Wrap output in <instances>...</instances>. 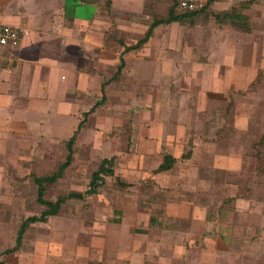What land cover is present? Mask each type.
<instances>
[{"label":"rangeland","instance_id":"1","mask_svg":"<svg viewBox=\"0 0 264 264\" xmlns=\"http://www.w3.org/2000/svg\"><path fill=\"white\" fill-rule=\"evenodd\" d=\"M175 1L146 0V10L151 19L163 18ZM217 1L207 13L169 25V44L161 45L158 34L138 50L146 52L129 63L121 79L107 86L105 105L90 115L79 132L74 163L63 179L48 187L47 197L55 200L71 190H86L104 157H117L116 175L106 177L98 194L68 201L62 213L29 228L23 246L28 264H212L206 237L190 233L187 220L179 219L178 228L168 234L152 229L153 208L159 211L155 217L174 221L162 213L172 195L151 178L129 177L128 168L139 161L151 170L170 151L180 156L192 150L202 129L220 142L234 138L236 128L246 130L235 139L250 140L252 167H259L264 154L259 147L264 145V6L254 3L242 9L243 0ZM238 11L249 13L250 32L230 24ZM114 49L122 51V47ZM148 60L155 68L154 85H148ZM233 65H244L245 77H255L243 93L229 86ZM98 68L104 79L116 71ZM132 75L138 79L132 80ZM100 96L86 92V110ZM6 147V156L0 157V196L8 198H0V226L5 221L16 231L24 218L41 211L34 201L32 176L54 171L67 150L62 139L40 142L36 137L12 138ZM194 159V155L187 161L179 158L176 172L164 183L180 181L176 177L190 173ZM123 175L135 182L131 189L116 185L117 176L129 181ZM250 263L264 264V259L256 263L251 258Z\"/></svg>","mask_w":264,"mask_h":264},{"label":"crops","instance_id":"2","mask_svg":"<svg viewBox=\"0 0 264 264\" xmlns=\"http://www.w3.org/2000/svg\"><path fill=\"white\" fill-rule=\"evenodd\" d=\"M218 2L213 1L207 10L214 3L216 7ZM254 3L264 6V0H243L240 8L246 9ZM110 9L114 21L106 9V0H0V23L27 27L30 31L17 51H0V157L6 156V146L12 138L36 137L40 142L47 139L65 142L74 134L83 112L89 110L85 106L86 92L101 93L104 77L99 75L98 66L107 71L116 69L124 49L117 40L106 42L113 22L119 31L117 37L122 34L130 45L142 38L154 21L146 10V0H111ZM235 15L238 13L233 17ZM235 18L237 16L230 24L235 23ZM182 22L157 26L146 44L155 41L158 34L161 45L169 44V25ZM146 44L125 54V72L135 57L146 52L138 51ZM115 47H122V51ZM145 62L151 67L148 85H154L155 68L150 60ZM133 70L139 71V68ZM245 72L244 65H233L229 86L237 87V91L247 90L255 77H245ZM133 79L138 77L132 75ZM245 131L236 128L234 138L219 142L213 133L205 134L202 129L189 158L194 155L195 164L190 167V173L181 172L183 176L176 177L180 181L171 185L164 183L165 178L176 172L183 153L177 156L170 151L177 162L169 171L156 172L163 160L151 170L139 161L132 162L128 168L129 177L151 178L153 184L159 183L172 195L171 200H165L162 213L173 217L174 221L169 223L155 217L159 211L153 208L152 229L168 234L178 228L179 219L187 220L190 233L200 232L206 237L212 264H251V258L263 263L264 259V154L259 159V167L253 169L250 140L235 139L239 132L245 134ZM259 147L264 151V145ZM129 177L123 175L135 183ZM5 179L10 181L8 177ZM190 194L195 196L189 198ZM0 198L6 200L8 196ZM2 223L0 260L3 264H28L23 254L27 232L21 248L15 249L19 228L13 231L10 224Z\"/></svg>","mask_w":264,"mask_h":264},{"label":"trees","instance_id":"3","mask_svg":"<svg viewBox=\"0 0 264 264\" xmlns=\"http://www.w3.org/2000/svg\"><path fill=\"white\" fill-rule=\"evenodd\" d=\"M213 1L215 0H210L202 9L195 12L183 11L180 7V0L175 1V3L169 9L168 15L163 18L155 17L154 21L151 23L145 35L142 38H140L135 44L128 45L121 37L120 38L117 37L119 31L116 29L115 22H113L114 24L112 25V28H110L109 31L107 32L106 42H109L110 40L111 41L117 40L120 43V45L124 47L119 57V61L116 66V71L110 78L104 79L101 86L100 98L95 101V103L91 106V108L88 111L83 112V117L76 131L67 141H65L66 150H67L65 159L59 162L57 168L51 173L42 176H38L34 174L32 176L33 182L35 184L34 201L36 204H38L41 207V211L39 214L30 215L21 221L17 235V245L15 249H19V247L21 248L25 233L29 230V228L33 224L46 223L49 221L51 217L59 215L60 213H62L63 207L68 201L71 200L83 201V200H87V198L90 196L98 194L100 192V189L103 187V185L106 182V177L107 176L113 177L116 175L115 167L117 164V157L115 155L112 157H104L101 160L98 168L92 173L89 186L87 187L86 190L84 191L71 190L70 192L64 195L58 196L55 200H52L47 197L48 187L58 182L59 180L63 179L68 169L74 163L75 151H76L75 144L79 132L87 126V122L90 115L95 113L99 108L105 105L106 101L108 100V94L106 91L107 86L113 82H116V80H119L122 77L126 67L125 54L133 50L140 49L144 44H146L151 38L154 29L157 26L161 24L176 22V21H183L185 18H189L191 16L199 15L202 13H207L208 12L207 8L209 5L213 3ZM110 8H111V0H106V9L111 14ZM230 11L231 10H229V12ZM237 13L238 15H235L237 16V18H235L234 21L235 23H233L232 25L234 26L236 25V27L242 28L245 32H250L251 27L248 24L249 17L244 15V13L241 11H238ZM110 16L113 19L112 14ZM225 19H227L226 16H224V22L226 21ZM0 51H8V50H0ZM14 51H17V48ZM240 91L241 93H243V91L245 92L246 90H240ZM192 153L193 151L190 150L187 153L183 154L182 158L189 159L192 156ZM176 162H177V158L175 156H173L172 154H166L163 157L162 163L156 169V172L169 171L174 167ZM115 182L117 186H120V188L123 189L125 188L129 189L135 185V183L123 180L119 176L116 177ZM0 264H3V261L0 260Z\"/></svg>","mask_w":264,"mask_h":264},{"label":"built area","instance_id":"4","mask_svg":"<svg viewBox=\"0 0 264 264\" xmlns=\"http://www.w3.org/2000/svg\"><path fill=\"white\" fill-rule=\"evenodd\" d=\"M210 0H180L183 11L195 12L202 9ZM27 27H14L0 23V50L14 51L22 39L29 34Z\"/></svg>","mask_w":264,"mask_h":264}]
</instances>
